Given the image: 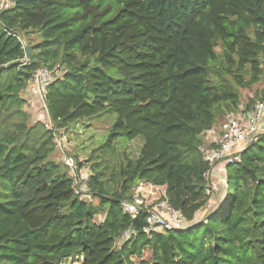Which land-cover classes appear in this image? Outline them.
<instances>
[{
  "label": "trees",
  "instance_id": "16d2710c",
  "mask_svg": "<svg viewBox=\"0 0 264 264\" xmlns=\"http://www.w3.org/2000/svg\"><path fill=\"white\" fill-rule=\"evenodd\" d=\"M30 32L40 40L27 56L12 33ZM57 66L31 124L23 92ZM252 86L242 104L239 88ZM257 100L264 0H11L0 11V264H264V131L226 166L212 204L203 158L218 120ZM106 109L116 118L105 146L143 144L107 175L93 163L83 201L50 157L54 131ZM140 181L164 188L188 225L144 232L145 213L122 208Z\"/></svg>",
  "mask_w": 264,
  "mask_h": 264
},
{
  "label": "rangeland",
  "instance_id": "374dc122",
  "mask_svg": "<svg viewBox=\"0 0 264 264\" xmlns=\"http://www.w3.org/2000/svg\"><path fill=\"white\" fill-rule=\"evenodd\" d=\"M20 37L26 44H35L40 40L36 32H30L28 35L21 34ZM60 71L58 75L60 74ZM43 80L44 82L47 81L46 79ZM256 89V86H252L249 89L239 88L243 99L241 103L244 104L246 98L253 97ZM35 95L37 94L35 93ZM22 96L26 98V103L23 107L30 115L29 123L32 124L40 118L42 120L43 118L40 112L42 110L44 112L45 110L38 102H36V96L34 97V94L28 90H25ZM115 118V113L106 109L99 115L90 118H83L77 122L70 124L67 130H55V149L50 155L51 159L55 160L61 166L67 165L65 161L68 158L73 159L76 165L78 162H81L82 167L79 171H77V173L80 177L82 176L83 178L87 179L89 174L93 171L92 167H94V164L97 162L98 170L104 172V174L107 175L108 173H110V169L117 166L118 163L122 160L123 151H126L127 154L132 158L137 157L139 149L143 144L142 136H137L132 140H127L124 136H119L112 148L104 145V143L106 142L109 127L112 125ZM221 121V119L218 120L217 124L214 126L217 128V130ZM206 136L207 135H204L203 139L204 143L208 144V139ZM218 166L219 164L215 166V168L212 170L211 176L209 177V180H216L218 182V185L215 188L210 184V182H208V190L210 189L213 199V202L211 199L210 204L214 203L218 197H222V193L224 192V184H222V180H217L215 178ZM68 171L71 175L70 170ZM221 174H223L222 171ZM134 196H138L139 198H143L148 201L162 200L164 196V188L154 187L147 182L140 181L135 185L133 189L132 198ZM202 212L199 213L198 219H201L206 214V212L209 211L202 210ZM101 219V217H97L96 220L99 221ZM186 224H188V222H186ZM149 256L150 252L148 250H145L142 254L143 258H148ZM132 259L134 261H137L136 257H133ZM66 264L73 263L71 260H68Z\"/></svg>",
  "mask_w": 264,
  "mask_h": 264
},
{
  "label": "built area",
  "instance_id": "2783aa9c",
  "mask_svg": "<svg viewBox=\"0 0 264 264\" xmlns=\"http://www.w3.org/2000/svg\"><path fill=\"white\" fill-rule=\"evenodd\" d=\"M10 5L11 0H0V11L8 8ZM12 34L17 37L24 48L26 43L21 39L20 35L16 33ZM57 69L60 71L58 66L52 71H49L47 68H39L32 74V79L25 89L33 93L34 97L36 96V102L45 111V85L48 81L55 79L59 72ZM43 79L47 81L44 82ZM45 125L51 126L52 123L48 121ZM218 127V133L214 138L216 147L211 150H206L203 158L210 166V170L206 175L208 180L215 166L221 163V171L223 173L221 179L225 185L226 166L238 163L244 148L250 142L256 140L258 135L264 131V100L255 101L247 111L242 112V110H239L236 114L227 116L221 121ZM65 162L71 172L74 193L80 200H92V194L86 190V178L78 175L76 163L71 158H68ZM122 208L132 217H135L140 212L145 213L147 225L143 231L147 233L170 229H183L188 225L181 212L174 209L163 199L148 201L134 196L131 200L123 201ZM130 234V231H125L123 237H129Z\"/></svg>",
  "mask_w": 264,
  "mask_h": 264
},
{
  "label": "crops",
  "instance_id": "0c3cea01",
  "mask_svg": "<svg viewBox=\"0 0 264 264\" xmlns=\"http://www.w3.org/2000/svg\"><path fill=\"white\" fill-rule=\"evenodd\" d=\"M221 168H222V165L220 164L219 166H218V169H217V172H216V174H215V178L217 179V180H219V179H221ZM220 182V181H219ZM218 182L216 181V180H210V184L212 185V186H214V188L215 187H217V184Z\"/></svg>",
  "mask_w": 264,
  "mask_h": 264
},
{
  "label": "water",
  "instance_id": "95a60500",
  "mask_svg": "<svg viewBox=\"0 0 264 264\" xmlns=\"http://www.w3.org/2000/svg\"><path fill=\"white\" fill-rule=\"evenodd\" d=\"M24 50L26 52V55L29 56L30 55V52H29V47H28L27 44H25Z\"/></svg>",
  "mask_w": 264,
  "mask_h": 264
}]
</instances>
